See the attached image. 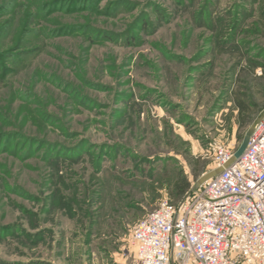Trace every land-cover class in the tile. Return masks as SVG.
<instances>
[{"label": "rangeland", "instance_id": "1", "mask_svg": "<svg viewBox=\"0 0 264 264\" xmlns=\"http://www.w3.org/2000/svg\"><path fill=\"white\" fill-rule=\"evenodd\" d=\"M263 109L264 0H0V264H137Z\"/></svg>", "mask_w": 264, "mask_h": 264}, {"label": "built area", "instance_id": "2", "mask_svg": "<svg viewBox=\"0 0 264 264\" xmlns=\"http://www.w3.org/2000/svg\"><path fill=\"white\" fill-rule=\"evenodd\" d=\"M214 155L216 174L131 228L137 264H264V115L238 158L220 145Z\"/></svg>", "mask_w": 264, "mask_h": 264}, {"label": "trees", "instance_id": "3", "mask_svg": "<svg viewBox=\"0 0 264 264\" xmlns=\"http://www.w3.org/2000/svg\"><path fill=\"white\" fill-rule=\"evenodd\" d=\"M240 49V44H237V51H239ZM255 65H252L251 67L253 68ZM236 106L238 108V123L240 126H245L247 120L251 117V112L249 107H251V104L246 101V98H239L236 101ZM191 192V184L185 180V179H181V181L179 182V184H177V186L175 187V192H174V196L179 198L181 197V199L187 194ZM180 199V200H181Z\"/></svg>", "mask_w": 264, "mask_h": 264}, {"label": "water", "instance_id": "4", "mask_svg": "<svg viewBox=\"0 0 264 264\" xmlns=\"http://www.w3.org/2000/svg\"><path fill=\"white\" fill-rule=\"evenodd\" d=\"M264 115V109L257 115V117L255 118V120L253 121V123L251 124V126L248 128L246 134H245V137L240 145V147L236 150V152L233 154V159H236L239 157V155L242 153L245 145H246V142H247V138L250 134V131H251V128L253 126V124L255 122H257L262 116ZM219 171V168H217L214 172H212L211 174H208V175H205L203 177H201L200 179L197 180L196 182V186H200L202 185L207 179H209L211 176H213L214 174H216L217 172Z\"/></svg>", "mask_w": 264, "mask_h": 264}]
</instances>
